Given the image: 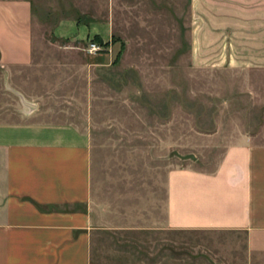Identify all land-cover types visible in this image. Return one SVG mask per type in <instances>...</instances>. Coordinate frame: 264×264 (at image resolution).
<instances>
[{
  "label": "crops",
  "instance_id": "0c3cea01",
  "mask_svg": "<svg viewBox=\"0 0 264 264\" xmlns=\"http://www.w3.org/2000/svg\"><path fill=\"white\" fill-rule=\"evenodd\" d=\"M141 1L170 3L192 66L264 69V0ZM35 49L32 0H0V264H165L133 235L180 230L224 233L221 264H264V142L226 144L211 169L170 167L160 208L132 218L93 188L85 93L48 89L74 79L38 76Z\"/></svg>",
  "mask_w": 264,
  "mask_h": 264
},
{
  "label": "rangeland",
  "instance_id": "374dc122",
  "mask_svg": "<svg viewBox=\"0 0 264 264\" xmlns=\"http://www.w3.org/2000/svg\"><path fill=\"white\" fill-rule=\"evenodd\" d=\"M32 5L35 73L74 79L64 88L51 83L52 91L83 90L93 188L112 206L130 207L132 218L155 212L170 167L211 169L226 144L242 136L264 142V69L192 66L184 45L174 49L170 3ZM110 9L112 18H104ZM144 235H133L136 247L165 264H221L227 243L211 231Z\"/></svg>",
  "mask_w": 264,
  "mask_h": 264
},
{
  "label": "built area",
  "instance_id": "2783aa9c",
  "mask_svg": "<svg viewBox=\"0 0 264 264\" xmlns=\"http://www.w3.org/2000/svg\"><path fill=\"white\" fill-rule=\"evenodd\" d=\"M91 47H92V48H94V47H95L94 43H91Z\"/></svg>",
  "mask_w": 264,
  "mask_h": 264
}]
</instances>
